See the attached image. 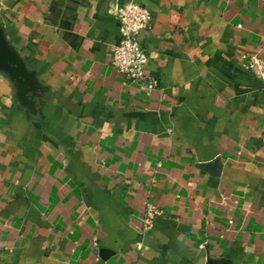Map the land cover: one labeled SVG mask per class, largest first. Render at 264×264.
Wrapping results in <instances>:
<instances>
[{
    "label": "crops",
    "instance_id": "0c3cea01",
    "mask_svg": "<svg viewBox=\"0 0 264 264\" xmlns=\"http://www.w3.org/2000/svg\"><path fill=\"white\" fill-rule=\"evenodd\" d=\"M126 1L0 0L35 76L0 68V264H264V0H140L151 91L112 62Z\"/></svg>",
    "mask_w": 264,
    "mask_h": 264
},
{
    "label": "built area",
    "instance_id": "2783aa9c",
    "mask_svg": "<svg viewBox=\"0 0 264 264\" xmlns=\"http://www.w3.org/2000/svg\"><path fill=\"white\" fill-rule=\"evenodd\" d=\"M121 25V39L114 47V67L128 80L147 91L157 87V79L147 71L149 54L142 42V34L150 28L153 14L140 0H128L116 10ZM249 67L264 84V56L243 55Z\"/></svg>",
    "mask_w": 264,
    "mask_h": 264
},
{
    "label": "water",
    "instance_id": "95a60500",
    "mask_svg": "<svg viewBox=\"0 0 264 264\" xmlns=\"http://www.w3.org/2000/svg\"><path fill=\"white\" fill-rule=\"evenodd\" d=\"M0 68L6 70L18 87L19 98L26 100L27 93L31 86L35 85L34 73L29 71L25 63L18 57L16 52L9 47L4 31L0 26ZM208 170L218 171L219 163L217 161L203 164ZM104 255L110 252L107 249H102ZM208 264H215L214 261H209Z\"/></svg>",
    "mask_w": 264,
    "mask_h": 264
}]
</instances>
